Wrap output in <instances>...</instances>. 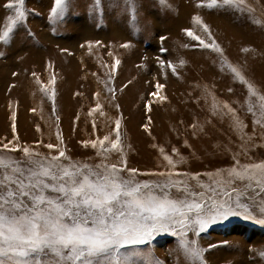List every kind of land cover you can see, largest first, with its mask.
Listing matches in <instances>:
<instances>
[{
	"label": "rangeland",
	"instance_id": "1",
	"mask_svg": "<svg viewBox=\"0 0 264 264\" xmlns=\"http://www.w3.org/2000/svg\"><path fill=\"white\" fill-rule=\"evenodd\" d=\"M8 2L0 0V30L14 14ZM202 2L167 0L168 6H162L158 0H137L135 27L123 4L114 7L111 0H103L99 15L92 12L93 0H71L63 22L57 23L48 20L53 0H26L30 14L14 38L0 45V148H29L42 156L66 150L71 160L95 165L101 158L91 142L109 137L104 143L110 147L119 121L123 152L113 151L109 162L123 159L128 169L137 170L138 181H161L164 177L152 174L172 172L187 174L174 178L192 184L197 180L191 177L199 174L207 186L209 174L230 169L236 159L241 164L264 161V127L248 112L246 85L224 66L226 61L238 67L264 95V0H245L251 14L208 9L199 6ZM194 16L207 25L211 39L193 23ZM118 29L123 35H116ZM185 30L207 43L214 40L222 56ZM168 62L175 73L167 69ZM158 84L163 85L159 90ZM233 115L245 125L243 133ZM188 239L205 249L217 245L205 253L207 264H264L259 255L264 225L242 217L199 236L189 232ZM140 248L153 251L164 264H185L171 234L161 233Z\"/></svg>",
	"mask_w": 264,
	"mask_h": 264
},
{
	"label": "snow or ice",
	"instance_id": "2",
	"mask_svg": "<svg viewBox=\"0 0 264 264\" xmlns=\"http://www.w3.org/2000/svg\"><path fill=\"white\" fill-rule=\"evenodd\" d=\"M158 2L168 6L167 0ZM111 3L114 7L122 3L130 23L139 26L137 0ZM70 4L71 0H53L48 20L63 22ZM25 5L26 0H9L6 6L14 14L6 18L4 29L0 30V45H7L14 38L15 29L24 24L30 14ZM199 6L253 12L245 0H203ZM102 11L103 0H93V14ZM193 23L202 26L211 39V32L199 16L193 17ZM185 31L204 48L222 56V49L214 40L207 43L192 31ZM242 51L247 52L248 48ZM164 64L161 61L162 70ZM224 66L246 85L248 112L254 116L255 124L264 127V95L238 67L226 61ZM166 67L175 73L171 62ZM162 87L157 85L158 90ZM253 97L256 103L252 102ZM224 107L234 113L228 105ZM233 121L243 133V122L235 115ZM107 140L109 137L91 142L101 158L95 165L71 160L66 150L42 156L29 148L9 149L7 144L0 148V264H164L153 251L140 248L150 245L161 233L177 238L176 251L185 264H207L205 253L217 245L202 248L196 240L188 239L189 232L199 236L231 217L264 225V161L241 164L236 159L230 169L215 176L209 174L212 182L207 186L199 182V174L191 177L197 180L192 184L187 179L174 178L187 174L172 172L152 174L164 177L161 181H138L137 170L128 169L123 159L109 162L113 151L123 152L119 121L110 147L104 143ZM13 151L23 152V158L13 157ZM164 160L175 168L171 157L165 155ZM125 172L129 173L127 177ZM259 255L264 257V251Z\"/></svg>",
	"mask_w": 264,
	"mask_h": 264
},
{
	"label": "bare ground",
	"instance_id": "3",
	"mask_svg": "<svg viewBox=\"0 0 264 264\" xmlns=\"http://www.w3.org/2000/svg\"><path fill=\"white\" fill-rule=\"evenodd\" d=\"M176 23H177V19H176ZM174 25H175V24H172L171 26L174 27ZM84 26H85V25H84ZM86 27H88V25H87ZM90 27H91V26H90ZM114 28H115V27H114ZM88 31H89V30H88ZM83 34H84V33H83ZM116 35H118V36H119V35H120V36L123 35V31H122L121 29H118ZM79 36H80V35H79ZM6 140H7V139H6Z\"/></svg>",
	"mask_w": 264,
	"mask_h": 264
}]
</instances>
